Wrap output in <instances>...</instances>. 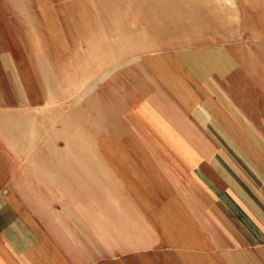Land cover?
Wrapping results in <instances>:
<instances>
[{
    "label": "crops",
    "instance_id": "crops-1",
    "mask_svg": "<svg viewBox=\"0 0 264 264\" xmlns=\"http://www.w3.org/2000/svg\"><path fill=\"white\" fill-rule=\"evenodd\" d=\"M144 2L0 0V264H264V14Z\"/></svg>",
    "mask_w": 264,
    "mask_h": 264
},
{
    "label": "rangeland",
    "instance_id": "rangeland-1",
    "mask_svg": "<svg viewBox=\"0 0 264 264\" xmlns=\"http://www.w3.org/2000/svg\"><path fill=\"white\" fill-rule=\"evenodd\" d=\"M124 0H103V4H106L103 6V13H108L110 12L111 10L115 9V8H118L116 7L117 5H120L119 8L122 9V4ZM145 0H140V13L143 14L144 11L147 9V7L145 6L146 2H144ZM253 3L251 4L250 7H242V6H238L235 8V13L236 14H248V15H260V14H264V8H262L261 4V0H252ZM179 6V5H178ZM176 7L173 8L175 9V11L173 13H177L179 14L180 13V6L179 7ZM154 8V7H153ZM160 9L159 7H156V10ZM184 11L183 13L184 14H190V9H189V6H184L182 8ZM222 9V8H221Z\"/></svg>",
    "mask_w": 264,
    "mask_h": 264
}]
</instances>
